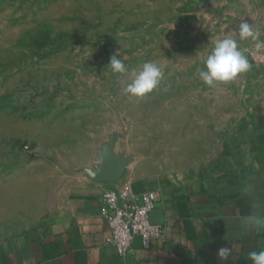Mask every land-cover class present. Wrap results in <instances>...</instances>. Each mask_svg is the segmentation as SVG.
<instances>
[{
    "label": "rangeland",
    "instance_id": "rangeland-1",
    "mask_svg": "<svg viewBox=\"0 0 264 264\" xmlns=\"http://www.w3.org/2000/svg\"><path fill=\"white\" fill-rule=\"evenodd\" d=\"M241 22L258 38L241 41ZM225 37L251 68L208 87L197 72ZM149 61L163 78L129 97ZM263 106L264 0H0V240L35 225L108 134L147 172L206 169Z\"/></svg>",
    "mask_w": 264,
    "mask_h": 264
},
{
    "label": "crops",
    "instance_id": "crops-1",
    "mask_svg": "<svg viewBox=\"0 0 264 264\" xmlns=\"http://www.w3.org/2000/svg\"><path fill=\"white\" fill-rule=\"evenodd\" d=\"M100 144L73 163L35 225L0 240V264H252L249 253L264 250V228L246 231L250 216L264 218V106L229 153L206 169L147 172L138 159L120 180L101 183L79 171L98 162ZM115 185L135 196L155 193L149 220L164 228V242L151 239L144 247L136 237L125 256L106 243L111 210L104 214L100 198ZM221 248L231 250L227 260L218 256Z\"/></svg>",
    "mask_w": 264,
    "mask_h": 264
},
{
    "label": "clouds",
    "instance_id": "clouds-1",
    "mask_svg": "<svg viewBox=\"0 0 264 264\" xmlns=\"http://www.w3.org/2000/svg\"><path fill=\"white\" fill-rule=\"evenodd\" d=\"M235 32L241 41L255 40L259 36V33L253 31L252 26L247 22H241ZM250 68L251 64L239 48L237 40L225 37L215 41L211 51L204 58L203 65L198 70L197 76L204 85L213 87L217 83H228L235 80L238 75L248 72ZM109 70L118 76H123L129 71L125 62L115 57L110 61ZM163 76L164 70L162 66L150 61L145 62L125 86L124 92L129 97H141L154 89ZM258 227L264 228V218L250 216L246 231ZM230 251L228 248H221L217 254L221 260H227ZM249 259L252 264H264V250L251 251Z\"/></svg>",
    "mask_w": 264,
    "mask_h": 264
},
{
    "label": "built area",
    "instance_id": "built-area-1",
    "mask_svg": "<svg viewBox=\"0 0 264 264\" xmlns=\"http://www.w3.org/2000/svg\"><path fill=\"white\" fill-rule=\"evenodd\" d=\"M100 201L104 214L107 209L111 210L106 215L110 233L106 243L118 255L130 254L136 237L141 238L144 247L149 246L151 239L165 241L164 228L149 220V214L156 203L153 191L147 190L135 196L128 188L115 185L103 192Z\"/></svg>",
    "mask_w": 264,
    "mask_h": 264
},
{
    "label": "water",
    "instance_id": "water-1",
    "mask_svg": "<svg viewBox=\"0 0 264 264\" xmlns=\"http://www.w3.org/2000/svg\"><path fill=\"white\" fill-rule=\"evenodd\" d=\"M118 136L116 132L108 134L107 140L96 148L98 162L90 167H81L79 171L87 178L101 183L120 180L126 167L134 162V159L120 150H115Z\"/></svg>",
    "mask_w": 264,
    "mask_h": 264
}]
</instances>
